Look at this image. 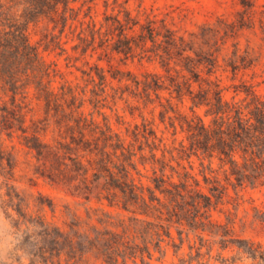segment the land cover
Here are the masks:
<instances>
[{
	"label": "trees",
	"instance_id": "trees-1",
	"mask_svg": "<svg viewBox=\"0 0 264 264\" xmlns=\"http://www.w3.org/2000/svg\"><path fill=\"white\" fill-rule=\"evenodd\" d=\"M239 5L189 31L127 0H0V203L29 264H153L167 242L174 264H264V242L241 239L225 210L264 188V4ZM41 25L65 69L31 43ZM245 32L259 42L243 49ZM18 146L86 219L30 209L12 181Z\"/></svg>",
	"mask_w": 264,
	"mask_h": 264
},
{
	"label": "rangeland",
	"instance_id": "rangeland-1",
	"mask_svg": "<svg viewBox=\"0 0 264 264\" xmlns=\"http://www.w3.org/2000/svg\"><path fill=\"white\" fill-rule=\"evenodd\" d=\"M130 9L136 13L140 4L143 8L151 10L152 8L159 14L171 12L175 18V24L183 30H194L204 24L214 23L218 18H225L230 21L235 19V13L241 10L240 0H127ZM255 1V0H254ZM258 5H263L264 0H256ZM95 9V19L101 21L103 19V2L99 1ZM44 27H31L29 31L30 40L33 45L39 48L42 55L49 62H57L59 66L65 69L66 62L64 58H59L57 52L48 48L44 40ZM252 40V46L259 41L253 38L249 32H245L239 39L241 47H247L248 40ZM264 63V61H263ZM127 69L136 75L143 74L146 70L154 71L153 67L142 68L137 63L129 64ZM264 90V89H263ZM229 97V96H228ZM40 116V113L37 115ZM37 117V118H38ZM128 121L132 119L127 116ZM112 124L117 130H124L123 127L117 125L115 118H112ZM16 156V172L14 173L13 184L17 189L21 199L30 206L34 212L42 213L47 220L57 225L64 226L69 222V216L65 212V207L73 209L82 219L87 217L88 205L84 204V200L75 199L59 187L51 185L50 182L36 175L38 164L33 158V154L22 146H18ZM1 172V171H0ZM13 175V174H12ZM4 179L0 175V195L6 193L3 187ZM232 198H237L234 193ZM41 199L45 205H40L38 200ZM48 202L54 205L55 213L48 207ZM225 210H230L235 215L234 229L241 239H249L255 242H264V222L260 221L258 210L264 211V188L245 189L239 194V206L234 209L236 202H231ZM0 203V264H29L22 253H18L16 249V241L13 235L14 230L11 221L7 217L4 208ZM97 207L95 202L91 205ZM216 219L225 221L226 218L222 214H216ZM177 243V234L173 232ZM168 244V242H167ZM164 244L165 255L155 254L153 264H174L178 261V254L171 246ZM188 253V245L183 246L180 254ZM225 256H230L225 253ZM90 264H94L93 261ZM236 264H251V262L242 261Z\"/></svg>",
	"mask_w": 264,
	"mask_h": 264
}]
</instances>
